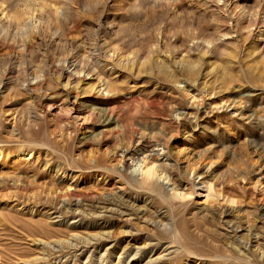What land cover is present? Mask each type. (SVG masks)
I'll return each mask as SVG.
<instances>
[{
  "label": "rangeland",
  "instance_id": "obj_1",
  "mask_svg": "<svg viewBox=\"0 0 264 264\" xmlns=\"http://www.w3.org/2000/svg\"><path fill=\"white\" fill-rule=\"evenodd\" d=\"M0 148V264H264V0H0Z\"/></svg>",
  "mask_w": 264,
  "mask_h": 264
},
{
  "label": "bare ground",
  "instance_id": "obj_2",
  "mask_svg": "<svg viewBox=\"0 0 264 264\" xmlns=\"http://www.w3.org/2000/svg\"><path fill=\"white\" fill-rule=\"evenodd\" d=\"M85 76V75H84ZM85 78H89V76H85ZM106 83V82H105ZM104 82H101V81H98L97 83H95L93 86H91L89 89H88V92L90 95H92V97L94 98H97V97H102L104 96L105 94H107V90H108V87L107 85L105 84ZM70 87V86H69ZM63 89V88H62ZM63 90H66V89H63ZM86 93V92H83V94ZM88 94V95H89ZM76 97V96H75ZM110 111V110H109ZM110 113V112H109ZM106 115V114H105ZM108 117V116H107ZM112 118V117H111ZM154 139V138H153ZM129 148V147H128ZM128 148H125V149H128ZM1 149V148H0ZM129 150H126L125 153H127ZM1 152V151H0ZM151 170H152V167L151 166H146L145 168V172L147 175H150L151 174ZM148 188L150 190H156L157 189V183L155 181H151L149 182L148 184ZM70 201V200H69ZM64 203H69L68 201L64 202ZM63 203V204H64ZM68 205V204H66Z\"/></svg>",
  "mask_w": 264,
  "mask_h": 264
}]
</instances>
